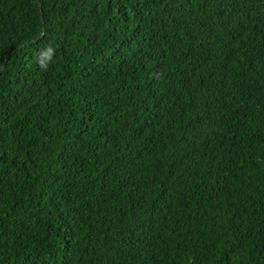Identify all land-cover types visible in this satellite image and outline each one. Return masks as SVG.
Instances as JSON below:
<instances>
[{
	"label": "trees",
	"instance_id": "16d2710c",
	"mask_svg": "<svg viewBox=\"0 0 264 264\" xmlns=\"http://www.w3.org/2000/svg\"><path fill=\"white\" fill-rule=\"evenodd\" d=\"M0 264H264V0H0Z\"/></svg>",
	"mask_w": 264,
	"mask_h": 264
}]
</instances>
